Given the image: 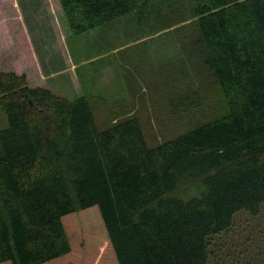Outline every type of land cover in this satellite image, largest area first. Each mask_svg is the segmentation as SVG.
I'll use <instances>...</instances> for the list:
<instances>
[{
  "label": "trees",
  "instance_id": "1",
  "mask_svg": "<svg viewBox=\"0 0 264 264\" xmlns=\"http://www.w3.org/2000/svg\"><path fill=\"white\" fill-rule=\"evenodd\" d=\"M58 1L80 34L139 18L155 0ZM186 1L199 63L227 111L155 145L132 112L100 124L87 96L0 70V264H206L211 236L236 211L259 212L264 0Z\"/></svg>",
  "mask_w": 264,
  "mask_h": 264
},
{
  "label": "rangeland",
  "instance_id": "2",
  "mask_svg": "<svg viewBox=\"0 0 264 264\" xmlns=\"http://www.w3.org/2000/svg\"><path fill=\"white\" fill-rule=\"evenodd\" d=\"M20 2L27 22L41 27L37 19L39 11L47 15L48 25L61 20L58 25L65 30L67 56L75 64L79 85L75 89L69 79L64 80L66 97L87 96L100 124L109 122L120 111L132 112L137 115L148 144L155 145L226 113L227 104L217 82L199 63L196 32L188 24L186 0H155L149 10L139 13V18L135 13L129 14L80 34L68 27L58 0ZM0 12L6 15L13 12L11 0H0ZM175 15L183 17V21L164 27ZM10 18H4L0 25L2 53L7 50L4 47L16 43L9 37L17 31ZM47 33L43 22L34 36L38 51L47 46L40 53L41 63L60 70L67 56L52 52L55 40H47ZM2 53L0 66L4 59L9 60ZM55 81H48L54 89ZM185 100H189L187 104ZM126 115L118 117L125 119ZM6 125L0 106V128ZM105 127L106 124L101 129ZM208 248L206 264H264V203L256 215L244 209L236 211L232 225L212 235Z\"/></svg>",
  "mask_w": 264,
  "mask_h": 264
},
{
  "label": "crops",
  "instance_id": "3",
  "mask_svg": "<svg viewBox=\"0 0 264 264\" xmlns=\"http://www.w3.org/2000/svg\"><path fill=\"white\" fill-rule=\"evenodd\" d=\"M11 5L13 8V12L11 14L6 15L4 13L1 14L0 12V25H2L4 18L11 16L10 19L14 21L17 31H15L14 34H11L9 37L11 41L15 40L16 43L14 46L8 45L7 47H4L7 49L4 51V53L0 51L3 56H5V58L9 57V60L4 59L2 61L5 62V65L2 66L1 62L0 70L14 71L18 74L24 73L30 86L45 87L58 95L66 97L64 88H67V86L65 85L64 80L69 79V81L74 84L75 89H77L79 85L74 74L75 64H73L72 59L68 58L67 56L65 30H63V28L59 27L58 25V22L61 20H56L57 24H54V22L51 21V25H48V20L46 18L47 15H42V13L39 11L37 19L39 20V23H41L40 27L33 22H27L20 0H11ZM53 12L55 13V11ZM28 13L30 14V11H28ZM41 19L43 21H40ZM43 22H46V28L48 30L46 36L49 38L47 40H55V43L53 44L54 46L51 47L52 52L56 51L61 56H67L64 58L63 68L60 70H53L43 66L41 63L40 53H43L45 47L47 46L45 44V46L41 48V51H38L34 43V36H37L38 32L43 27ZM24 36L26 44L23 41ZM7 66H9V68ZM70 71H72V75L69 74ZM58 76L63 77L56 79ZM50 80H57L55 81L57 82L56 89L52 87V83H48Z\"/></svg>",
  "mask_w": 264,
  "mask_h": 264
}]
</instances>
